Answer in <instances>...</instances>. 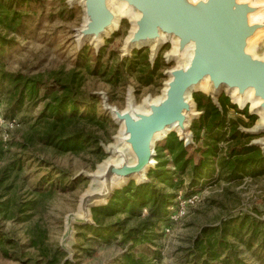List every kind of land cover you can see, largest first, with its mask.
<instances>
[{"label": "rangeland", "instance_id": "374dc122", "mask_svg": "<svg viewBox=\"0 0 264 264\" xmlns=\"http://www.w3.org/2000/svg\"><path fill=\"white\" fill-rule=\"evenodd\" d=\"M9 3L7 0H0V16H8L5 24H0V39L5 41L0 42L2 117L16 97V87L21 76L39 77L51 85L53 78H64L77 68L82 50H86L90 64H94L96 56L103 52V65L112 66V69L118 61L130 58L136 51L148 54L150 66L157 58L164 62L165 66L159 72L161 76L148 87L140 86L135 76H132L126 83L122 81L119 87L113 88L106 79L92 76L90 72L84 73V83L80 89L82 96L96 97L98 111L100 114L102 112L105 119L103 125L85 127L86 131L95 135L99 150L92 147L75 155L59 154L33 141L30 127L39 115L42 103L24 106L21 113L15 117L20 126H0V264H64L66 261L71 264H116L131 246L123 248L115 241L103 243L89 233L85 238V230H82L86 226H95L92 210L105 207L108 203L90 209L92 223L73 224L71 232L66 230V218L77 213L81 197L93 190L84 173H95L98 166L114 160L112 156L106 155V149L114 145L119 126L103 109V98L107 99L110 106L121 111L126 109L129 92H132L133 96L129 95L138 107L143 105L145 99L159 98L168 80L167 72L179 65L177 61H168L165 58L172 51L173 45L170 41L163 44L153 61L150 48L134 49L126 55L123 47L132 28L133 18L127 16L120 20L119 27L113 34L103 39L99 50L89 43L79 48L75 41V31L81 27L84 20L79 0L72 4L69 0H26L25 4L16 5V12L20 15H16L15 11L12 13L13 3ZM21 24L24 31L20 29L19 34L15 33ZM8 41L12 43L6 44ZM253 52L257 57L264 56V37L255 44ZM205 93L193 92L192 101L195 94L203 95L213 103L211 96ZM220 98H226L230 105L236 108H227L226 118L228 122L236 123L241 133L249 136L244 138L242 143L249 141L250 144L252 140L263 139L264 132L255 136L246 132L255 125L264 123L259 115L250 112V104L241 109L231 101L224 88L220 92ZM195 111L198 116L191 120L189 126L192 135V143L188 145L190 163L181 181L176 179L175 183L179 186L176 196L178 193H182L184 197L195 194L199 195V201L190 207L177 223L170 225L168 233L164 231V226H160L156 245H138L131 249L135 257H143L149 264H188V250L201 229L217 226L224 219L250 215L264 221V172L256 177H245L241 181H226L219 171L218 161L234 143L224 140L218 145V154H205L207 148L203 143L206 130L195 134L192 129V125L202 115L196 105ZM243 111L253 116L254 121L241 114ZM100 114L98 112V115ZM172 135L174 133L168 135V139ZM195 136L200 138V143H196ZM165 139L155 144L154 160L156 163L168 161V167L173 168L170 163L172 157L164 150ZM198 145L201 150L197 152L195 149ZM202 159L209 163L210 174L205 173L199 183L192 187L190 166L199 164ZM17 165H20V168L12 169L10 178L4 180L3 172ZM47 180H51L52 186L42 185ZM129 183L136 184L133 180H128ZM40 185L42 187L37 190ZM123 188L115 190L114 193ZM27 208L31 210L24 212ZM145 215L146 211L143 210L141 217ZM117 220L106 219L104 223H114ZM134 224L131 222V225ZM37 242L40 244L37 245ZM241 249L244 251L242 258L248 264H264V251L258 247L252 251L245 250L243 246Z\"/></svg>", "mask_w": 264, "mask_h": 264}, {"label": "trees", "instance_id": "16d2710c", "mask_svg": "<svg viewBox=\"0 0 264 264\" xmlns=\"http://www.w3.org/2000/svg\"><path fill=\"white\" fill-rule=\"evenodd\" d=\"M8 1L13 3L12 13L15 11L16 15H20L16 12L17 6H21L19 3L25 4L26 0ZM7 19V15L0 16V24L4 25ZM21 27L22 24L15 33L19 34L20 29L24 31V27ZM0 42L5 41L0 39ZM11 43L6 42L9 45ZM80 55L82 57L80 56L77 68L64 78H53L51 85L39 77L21 76L16 87V97L3 115L6 121L14 120L19 125L15 117L21 113L24 106L42 103V109L30 127L31 138L59 154L75 155L92 147L99 150L95 135L86 131L85 127L103 125L105 119L102 112L100 114L98 111L97 98L82 96L80 89L84 83V73L90 72L92 76L97 75L106 79L113 88L119 87L122 81L126 83L132 76H135L140 86L148 87L161 76L159 72L165 66L161 58H157L150 66L148 54L139 51L133 52L130 58L118 61L113 69L112 66L103 65V52H99L94 64H90L86 50H82ZM202 96L193 95L196 109L202 115L192 125V129L195 134L206 130L203 143L207 148L205 154H218L219 143L224 140L231 141L234 145L229 147L218 161L219 171L224 179L235 182L245 177L261 175L264 172V153L259 148L249 145V141L242 143V140L249 136L241 133L236 123L227 121V108L236 110L235 106L230 105L226 98H220L217 107L209 98ZM241 114L254 121V117L248 115L246 111ZM168 137L165 139L164 150L172 157L170 163L174 169L168 167V161H158L148 174V182L139 185L129 183L116 191L105 207L92 210L95 226L82 228L85 230V238L89 233L103 243L115 241L123 248L131 246L120 256L116 264H149L143 257H135L131 249L138 245H156L160 226L170 225L168 209L174 204L176 190L179 188L175 180L181 181L190 158L188 146L185 147L175 134L169 139ZM195 140L196 143H200L199 137L195 136ZM195 150L200 151V145ZM205 160L202 159L199 164L190 166L192 187L199 183L205 173L210 174V165ZM17 168L19 169L20 165L6 169L3 172V179L8 180L12 169ZM50 182L51 180H47L42 185L52 186ZM42 185L37 190H40ZM30 210L27 208L24 212ZM143 210L146 211V215L141 217ZM112 218L118 220L114 223H104L106 219ZM131 222L135 224L131 225ZM242 246L247 251H252L255 247L264 251V221L250 215H242L224 219L217 226L203 227L188 250V264H248L242 258L244 253ZM64 264L71 263L66 261Z\"/></svg>", "mask_w": 264, "mask_h": 264}, {"label": "water", "instance_id": "95a60500", "mask_svg": "<svg viewBox=\"0 0 264 264\" xmlns=\"http://www.w3.org/2000/svg\"><path fill=\"white\" fill-rule=\"evenodd\" d=\"M75 1L69 0L71 4ZM115 1L126 3L140 15L135 22L136 30L129 41L130 45H138L133 50L148 48L146 43L158 40L161 34L178 39L179 53H182L190 44L193 46V50L185 68L180 66L181 63L177 58H169L166 55L165 58L168 61L175 60L179 62V65L167 72L168 79L169 76L171 79L167 80L165 96L158 102L150 103L148 112L121 111L116 107H111L107 99L103 98V109L111 115L117 125L119 123L123 125L126 143L129 145L136 163L129 166L123 162L120 165H109L106 168V180L115 176L125 179V182L111 191L105 203L91 205L88 210L90 217V209L107 204L114 191L125 187L128 180L135 181L136 185L148 182L147 174L156 165V162L152 165V159L155 157L153 150L155 144L161 141L157 140V135L171 126H176L183 131L186 114L194 113L190 117V122L198 116L192 101V94L193 92H200L193 88L204 78H208L214 92H216L215 96H209L217 107H219L218 99L223 88L227 90L228 95L232 89H235L239 95H243L246 90L252 89L254 96L261 100L259 108L264 112V56L260 58L255 55L256 58H253L246 52L247 40L264 27L261 24L249 22L248 16L256 12L257 7L251 6L246 1L239 2L238 0ZM81 6L84 19L86 17V23L79 30L83 41L77 45L82 48L86 43H89L96 50H99L103 44V39L109 36H106V32L113 23L114 15L108 8L107 0H83ZM77 30L75 31V41ZM99 40L102 43H99ZM93 43H97V45ZM162 45H160V49ZM159 50L156 53H151L152 61L156 58ZM123 52L126 55L131 53ZM129 94L132 95V92H129L128 96ZM250 112L257 114L252 110ZM189 126L188 137H182L175 132L168 135L174 133L186 147L192 143ZM260 127L246 132L253 136L259 135L264 132V125ZM258 140H252L249 145L258 147L264 153V145L260 144ZM143 172V180L137 181L133 178V176ZM88 174L84 173V176L89 179L90 185L93 186L91 184L92 177ZM70 217L71 215L66 218V230L69 232H71L73 224L92 223L90 220H86L69 224L67 220Z\"/></svg>", "mask_w": 264, "mask_h": 264}, {"label": "bare ground", "instance_id": "6f19581e", "mask_svg": "<svg viewBox=\"0 0 264 264\" xmlns=\"http://www.w3.org/2000/svg\"><path fill=\"white\" fill-rule=\"evenodd\" d=\"M70 1H73V0H70ZM191 1L197 2L198 0H191ZM238 1L239 2L246 1L251 6L257 7V11L248 16L249 22L251 24L258 23L264 26V0H238ZM82 2L83 0H80L81 4ZM107 5L110 11L114 15V20L110 28L107 30L106 36L110 35L111 33H114V31L118 29L120 20L122 18L127 17V16H133L132 28L124 42V47H123V51L127 53L131 52L133 48L138 47V45H130L129 41L132 38L134 31L136 30L135 22L140 16L139 13L136 12L132 7H129L124 2H117L115 0H107ZM85 23H86V17L83 21L82 26L77 30L78 31L76 34L77 43H81L83 41L80 37L79 30L85 26ZM262 37H264V27L258 30L252 37H250L247 40L246 52L252 55L253 58H256L253 52L255 44L257 43L256 41H258ZM168 41L172 43L173 49L170 52V54H168L167 56L169 58H174V59L177 58V60L181 63L180 66L185 68L188 65L189 60L192 56L193 46L191 44L188 47H186V49L182 53H179L178 52V39L173 36L161 34L158 40L151 42V43H146V45L148 48L151 49L152 53H156L160 49V45L165 44ZM99 43H102L101 40H99ZM93 44L97 45V43H93ZM141 45H144V44H141ZM170 79L171 77L169 76L168 81ZM168 81L165 83L164 89L162 90V94L159 98L155 100H151L149 98L145 99L141 107L136 106L132 96L129 95L126 109L122 111L136 110V111L148 112V105L150 103L158 102L164 98ZM193 89L195 91L197 90L202 93L206 92L205 94H208L211 96L216 95V92H214L212 85L209 82L208 78H204ZM229 97L231 98L232 102L234 104H237L240 108H246L247 105L250 104L251 110L255 111L264 120V112L259 108L261 100L254 96L252 89L246 90V92L243 95H239L235 89H232L229 91ZM193 115H194L193 112H191L190 114H186V122L184 124L185 129L183 131L178 129L176 126L168 127L162 133L157 135L156 137L157 140L159 141V140L164 139V137L167 136L171 132H175L176 134L182 137H188V126L190 122V117ZM118 125H119V132H118V136L115 138V141H114L115 143L114 145H111L106 149L107 154L112 156L114 160H109V161L104 162L102 165L97 167V170L95 173L88 174L92 177L91 183L93 184V190L90 192H86L81 197L77 213L71 215V217L67 220L69 224L76 222V221L90 220V216L88 213L90 206L95 205V204L105 203L111 191L119 187L121 184L125 182V179L117 178L115 176L109 180H106L105 171L109 165H120L124 162L127 165L131 166L136 163V159L129 145L126 143V135L124 134L123 125L121 123H119ZM262 125H264V123ZM262 125H256L254 129H259L261 128L260 126ZM258 142L264 145V138L259 139ZM154 162L155 160L152 159V165L154 164ZM133 178H135L137 181L143 180L144 172L133 176Z\"/></svg>", "mask_w": 264, "mask_h": 264}, {"label": "built area", "instance_id": "2783aa9c", "mask_svg": "<svg viewBox=\"0 0 264 264\" xmlns=\"http://www.w3.org/2000/svg\"><path fill=\"white\" fill-rule=\"evenodd\" d=\"M4 124H7V126H9L10 128L15 127V126L18 127V124L16 123V121L14 120L6 121L0 115V126ZM198 201H199V195L194 194L188 197H184L182 193H178L174 201V204L168 209L169 211L168 219H169L170 225L177 223L181 218H183L186 215L187 210L190 207H193L195 204H197ZM170 225L164 226V231L166 233L169 232Z\"/></svg>", "mask_w": 264, "mask_h": 264}]
</instances>
